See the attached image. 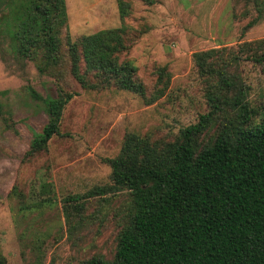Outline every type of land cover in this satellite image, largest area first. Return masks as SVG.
<instances>
[{
    "label": "trees",
    "instance_id": "obj_1",
    "mask_svg": "<svg viewBox=\"0 0 264 264\" xmlns=\"http://www.w3.org/2000/svg\"><path fill=\"white\" fill-rule=\"evenodd\" d=\"M116 2L123 21L129 3ZM261 17L258 9L244 31ZM67 22L65 0H0V35L7 52L33 63L39 75L54 80L57 91L56 97H43L27 89L48 120L33 133L24 159L46 151L60 135L63 111L74 97L71 80L83 89L118 88L147 104L168 89L164 67L147 90L134 64L120 61L127 50L124 27L72 41ZM192 61L208 112L171 140L127 136L119 155L108 160L111 183L63 200L72 232L83 223L89 200L108 203L126 196L113 257L97 255L84 264H264V103L252 105L251 88L239 71L242 62L264 64V39L196 52ZM51 193L52 186L42 182L33 196L44 203ZM10 194L21 206L29 201L16 186ZM0 264H8L1 253Z\"/></svg>",
    "mask_w": 264,
    "mask_h": 264
},
{
    "label": "rangeland",
    "instance_id": "obj_2",
    "mask_svg": "<svg viewBox=\"0 0 264 264\" xmlns=\"http://www.w3.org/2000/svg\"><path fill=\"white\" fill-rule=\"evenodd\" d=\"M65 1L72 41L124 27L127 50L120 61L134 64L147 90L159 68L166 69L170 82L163 97L147 104L118 88L83 89L71 80L74 97L63 111L60 135L46 151L24 159L33 133L48 120L27 89L56 97V85L33 63L8 53L0 35V92L6 93L0 96L6 112L0 115V253L8 264H84L97 255L110 260L126 196L108 203L89 200L83 223L72 232L63 200L110 184L108 160L119 155L127 136L171 140L208 112L194 53L264 39V0H127L123 21L116 0ZM258 9L260 21L244 31ZM239 71L251 88L249 101L263 104L264 64L242 62ZM42 182L52 186V193L49 201L37 203L33 195ZM14 186L29 197L25 206L11 196Z\"/></svg>",
    "mask_w": 264,
    "mask_h": 264
},
{
    "label": "crops",
    "instance_id": "obj_3",
    "mask_svg": "<svg viewBox=\"0 0 264 264\" xmlns=\"http://www.w3.org/2000/svg\"><path fill=\"white\" fill-rule=\"evenodd\" d=\"M66 7H67V5H66Z\"/></svg>",
    "mask_w": 264,
    "mask_h": 264
}]
</instances>
